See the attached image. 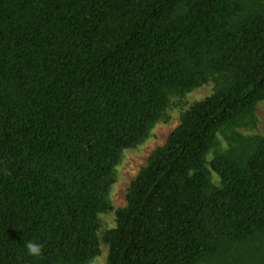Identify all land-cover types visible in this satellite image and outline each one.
<instances>
[{
  "label": "trees",
  "instance_id": "16d2710c",
  "mask_svg": "<svg viewBox=\"0 0 264 264\" xmlns=\"http://www.w3.org/2000/svg\"><path fill=\"white\" fill-rule=\"evenodd\" d=\"M212 78L131 184L108 264H264V136L236 133L264 101V0H0V264L98 257L122 153Z\"/></svg>",
  "mask_w": 264,
  "mask_h": 264
},
{
  "label": "rangeland",
  "instance_id": "374dc122",
  "mask_svg": "<svg viewBox=\"0 0 264 264\" xmlns=\"http://www.w3.org/2000/svg\"><path fill=\"white\" fill-rule=\"evenodd\" d=\"M218 81L212 78L205 85L185 94H174L170 97L167 110L162 118L150 130L147 137L137 146L125 150L120 162L114 170V182L108 194V202L111 209L100 215V229L98 236L101 242L100 255L89 264H108L109 246L103 242L106 232L115 229L116 213L127 206V193L131 184L135 181L140 171L146 167L150 156L159 148L163 147L170 134L180 125L182 116L197 102L204 100L214 93ZM220 135L218 145L210 153L208 161L213 157L230 149L227 141L229 133ZM237 135L244 139H253L264 136V101L260 102L252 119L247 124L236 130ZM212 181L219 185V179L212 173Z\"/></svg>",
  "mask_w": 264,
  "mask_h": 264
},
{
  "label": "clouds",
  "instance_id": "9594fccd",
  "mask_svg": "<svg viewBox=\"0 0 264 264\" xmlns=\"http://www.w3.org/2000/svg\"><path fill=\"white\" fill-rule=\"evenodd\" d=\"M27 255L39 258L42 255L43 245L35 241H28L24 244Z\"/></svg>",
  "mask_w": 264,
  "mask_h": 264
}]
</instances>
